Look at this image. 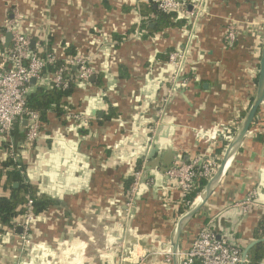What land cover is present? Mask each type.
<instances>
[{"label":"crops","instance_id":"obj_1","mask_svg":"<svg viewBox=\"0 0 264 264\" xmlns=\"http://www.w3.org/2000/svg\"><path fill=\"white\" fill-rule=\"evenodd\" d=\"M190 1H200V8L187 16V25L144 36L128 32L142 23L155 26L153 15L141 9L148 0H0V26L18 10L36 52L51 47L61 59L73 47L90 56L95 69L94 79L78 84L69 101L82 105L88 122L52 114L32 146L24 143L25 128L14 138L23 175L53 204L35 215L28 248L19 230L0 223V264H134L125 260L132 248L141 258L147 253L140 264H167L164 255L150 261L149 252L168 246L183 213L180 188L155 168L151 183L128 205L125 180L145 171L141 156L150 136L186 163L219 159L223 143L208 134L233 130L247 113L264 46V0ZM114 35L125 36L118 42ZM170 50L185 54L182 88L164 58ZM6 141L0 138V160L9 156ZM263 216L264 102L215 192L184 231L181 250L209 223L243 251L260 239L255 235Z\"/></svg>","mask_w":264,"mask_h":264},{"label":"built area","instance_id":"obj_2","mask_svg":"<svg viewBox=\"0 0 264 264\" xmlns=\"http://www.w3.org/2000/svg\"><path fill=\"white\" fill-rule=\"evenodd\" d=\"M163 12L178 11L184 16L194 14V10H199V2L181 0H148ZM193 5V9L189 10V4ZM20 13L14 10L13 16L4 20L2 27L7 33L12 34V40L9 46L0 48V138H5L9 144V156L14 160H19V152L14 142L12 132L16 123L23 126L26 130L24 143L30 147L34 144L41 132V118L38 111L32 110L27 105V96L32 87L31 79L36 78V84L48 83L55 86H68L69 82L75 80L80 83H87L94 76L95 69L91 63V58L85 53H79L76 56L64 57L65 65L75 68L77 71L75 76H68L65 66L55 70L52 73L43 75V69L47 64L54 63L58 58L56 53H49L45 57H40L32 53V37L23 31L20 26ZM235 28L230 27L228 38L230 41L235 39ZM3 34L0 32V38ZM185 58L183 52H173L167 61L172 66V81L174 83L179 78H185L181 72L182 62ZM182 82V83H183ZM69 117L79 122H88V118L80 113L68 114ZM238 127V126H237ZM236 128L228 130L225 128H216L209 132L208 137L213 142L220 141L223 143V152L228 143L232 140ZM221 156L200 157L191 162L176 166L169 171L172 179H175L182 193V200L188 193L199 191L200 182L209 181L216 172ZM140 172L135 174V182L128 192V205L134 200L136 190L138 188V179ZM197 193V194H198ZM252 202L247 200V204ZM191 203V202H190ZM33 210V199L29 198L26 204V211L21 217L17 226L20 228L19 238L23 248H28L32 244L31 229L35 219ZM139 246V245H138ZM132 248L129 256L125 260L134 262V264L143 263L146 257L141 258ZM154 263H157V257L165 256L167 264H172V249L170 243L164 249L155 248L151 252ZM243 251L238 246H230L226 239L218 238L217 232L209 223L204 224L191 246L186 250H181V264H241ZM248 262V256H247Z\"/></svg>","mask_w":264,"mask_h":264},{"label":"trees","instance_id":"obj_3","mask_svg":"<svg viewBox=\"0 0 264 264\" xmlns=\"http://www.w3.org/2000/svg\"><path fill=\"white\" fill-rule=\"evenodd\" d=\"M181 1L188 2L190 0ZM145 8L146 11L143 12L144 15H153L151 21L155 23V26L151 27L146 23L138 24L137 26L132 27L128 33L132 34L144 31L147 33L144 34V36H148L157 32H163L168 28L182 27L188 23V18L178 11L163 12L158 8H154L152 3L145 5L144 8L141 7L143 11ZM0 32L3 34L2 38H0V48H3L6 45L5 40L7 31L4 27L0 26ZM124 36L125 35H114V38L116 41L120 42ZM31 51L33 54L40 57H45L49 53H54L51 47H48L45 51L39 53L33 48ZM65 52L64 57H72L81 53L73 47H66ZM173 52L174 50H170L167 55H164L166 61L169 60V56ZM64 57L57 59L52 64H47L44 67L42 74L45 75L52 73L65 66L67 67L66 73L68 76H75L77 71L75 68H70V66L65 65L66 63L63 61ZM94 85L101 86V78H96ZM78 90L79 85L75 80L70 81L69 85L66 87L55 86L54 84L49 85L48 83L35 84L27 96V105L30 109L39 112L41 118V128H44L50 122L52 114L57 117L64 118V116L68 114L80 113V111H82V105L78 106L69 103L70 99L78 92ZM112 115L113 114H108L106 119H110ZM23 128L24 127L20 126L19 123H16L14 131L12 132L13 137L16 138L20 129L22 130ZM6 148H8V145ZM140 163L141 161L139 162V165ZM24 168L25 165L20 160L16 161L11 156L0 160V186L4 190V194L0 195V223L9 226L13 230L19 231L20 228L14 222V219L24 214L29 198L33 199V210L36 215L43 213L53 204V201L46 195H39L35 185L26 180V177L22 173ZM125 182L126 189L130 190L135 182V176L127 178ZM206 183V181L200 182V188L202 189ZM15 184H18V186L15 187ZM197 193L198 191L190 192L182 200L180 208L181 213L189 206L190 202L194 199ZM255 236L257 238L264 237V216L258 224ZM226 241L230 246H236L228 240ZM246 264H264V241L255 244L249 250L248 262Z\"/></svg>","mask_w":264,"mask_h":264},{"label":"water","instance_id":"obj_4","mask_svg":"<svg viewBox=\"0 0 264 264\" xmlns=\"http://www.w3.org/2000/svg\"><path fill=\"white\" fill-rule=\"evenodd\" d=\"M156 7V6H155ZM193 9L192 3L189 4V10ZM12 40V34H6V46H9ZM35 42L32 41V48L34 47ZM94 79V76L90 78V81ZM183 78H179L176 87L182 88ZM32 85L36 84V78L33 77L31 79ZM264 102V46L262 48L261 59L259 62V74H258V84H257V91L252 101L250 108L248 109L247 113L239 123L232 140L228 143L227 147L225 148L220 164L211 177L209 181L204 185V187L199 191V193L194 197L191 201L189 206L183 211L180 215L179 219L175 223L173 230L170 234V246L172 249L173 257H172V264H181V238L186 230L189 223L193 220V218L202 210V208L206 205L209 201L213 193L215 192L217 186L219 185L223 175L230 167V164L239 153L243 146V142L245 138L248 136L251 126L257 116L260 106ZM169 103V102H168ZM168 105V104H167ZM168 111V107L165 108ZM94 114H98V116H103L102 112H97L96 110L93 111ZM162 122H165L162 121ZM163 124V123H162ZM162 128V127H161ZM149 147L145 148L144 154L141 156V159H147L145 163V171L144 169L140 172L139 179H138V190L136 192V197L140 195V190L142 186H148L150 182V177L148 176L149 173L152 172L157 168L159 172L165 176L166 179L170 180L171 176L169 175V171L176 167L186 163L185 156H177L172 146L167 145L164 149L155 142L154 137L150 136L149 138ZM18 184H15L17 187ZM218 238H221L218 235ZM264 241V237L257 239L249 244L247 248L243 250L242 254V261L241 264L247 263V256L249 250L257 243ZM135 247V245H134ZM150 249V247H148Z\"/></svg>","mask_w":264,"mask_h":264},{"label":"rangeland","instance_id":"obj_5","mask_svg":"<svg viewBox=\"0 0 264 264\" xmlns=\"http://www.w3.org/2000/svg\"><path fill=\"white\" fill-rule=\"evenodd\" d=\"M17 231V230H16Z\"/></svg>","mask_w":264,"mask_h":264}]
</instances>
